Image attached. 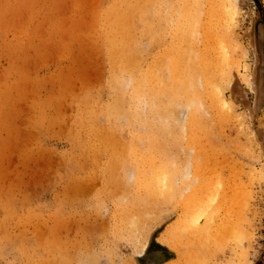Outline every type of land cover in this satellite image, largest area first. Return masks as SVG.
Instances as JSON below:
<instances>
[{
	"label": "rangeland",
	"instance_id": "obj_1",
	"mask_svg": "<svg viewBox=\"0 0 264 264\" xmlns=\"http://www.w3.org/2000/svg\"><path fill=\"white\" fill-rule=\"evenodd\" d=\"M233 1L0 0V264L264 262L257 7ZM149 75L166 104L193 83L199 123L174 106L139 127L127 80ZM162 171L173 188L138 187Z\"/></svg>",
	"mask_w": 264,
	"mask_h": 264
},
{
	"label": "bare ground",
	"instance_id": "obj_2",
	"mask_svg": "<svg viewBox=\"0 0 264 264\" xmlns=\"http://www.w3.org/2000/svg\"><path fill=\"white\" fill-rule=\"evenodd\" d=\"M231 3L234 1L233 0H229ZM131 3V2H130ZM134 4V3H133ZM193 4V3H192ZM191 4V6H192ZM230 4V3H229ZM190 5V4H189ZM231 5V4H230ZM191 6H188L189 9H185L182 13L181 11V17H182V20H184V18H189L190 19V13L192 12V10L194 11V7L192 6L193 9H191L190 7ZM197 6V5H196ZM233 6V4H232ZM187 7V6H186ZM129 8V7H128ZM127 8V9H128ZM231 10L233 11V14L235 15L236 14V11L233 10V8H236V6H234L233 8L230 6ZM182 9V8H181ZM131 10V9H130ZM115 11V10H114ZM138 12V11H137ZM195 12V11H194ZM193 12V14H194ZM143 14V13H141ZM192 14V13H191ZM127 15V14H125ZM234 15H231V16H234ZM113 16V15H112ZM143 16V15H142ZM194 16V15H193ZM194 18V17H193ZM192 18V19H193ZM111 20V19H110ZM121 19L117 18L116 16V19H115V22L116 24L120 21ZM126 20V19H125ZM196 20V19H195ZM231 21H234V19L231 17ZM127 22V21H126ZM195 22V21H194ZM198 22V21H197ZM196 23V22H195ZM186 24V23H185ZM184 24V25H185ZM194 24V23H193ZM192 24V25H193ZM232 24V23H231ZM120 25V23H119ZM189 25V24H188ZM187 25V26H188ZM129 26V25H128ZM191 26V24H190ZM197 26V24L193 27L195 28ZM192 27V26H191ZM192 27V29H193ZM189 28V27H188ZM190 29V28H189ZM184 31H186L184 29ZM190 31V30H189ZM194 32V31H193ZM182 33V32H180ZM195 33V32H194ZM193 33V34H194ZM197 33V32H196ZM114 34V32H113ZM187 34V33H186ZM191 34V33H190ZM129 35V34H128ZM190 36V35H189ZM196 37V36H195ZM190 38V37H188ZM109 39L112 41L113 44L114 43V40L112 37H109ZM189 40V39H188ZM189 42V41H188ZM187 42V43H188ZM186 43V42H185ZM237 43V42H235ZM188 45V44H187ZM233 45V44H231ZM236 45V44H235ZM226 46V45H225ZM229 46V45H228ZM134 48V47H132ZM232 50L229 49V51H225V54H224V59L222 61L223 62V67H225V70L224 72L222 73V75L224 77H220L218 81H215L214 84L216 85L214 88L215 90V93L217 95L221 94V87H220V83H221V80L223 81L224 79L227 78V81L228 83L232 82V79L234 78V75L237 76V73L238 72V69H236V67H238L241 63L240 62H235L238 57L240 58V56H238V52H237V46H232ZM134 52V51H133ZM240 53V52H239ZM134 53H129V55H133ZM241 55V54H240ZM131 57V56H130ZM179 64V63H178ZM132 66V65H131ZM176 66V65H175ZM133 67V66H132ZM136 67V66H135ZM131 68V67H130ZM137 68V67H136ZM134 70V69H133ZM136 70V69H135ZM131 72V71H130ZM133 72V71H132ZM134 73V72H133ZM136 73V71H135ZM134 73V75H135ZM238 77V76H237ZM173 79V78H172ZM243 80L247 81V83H251L252 85V81H251V75H248L246 76L245 78H242ZM157 80V79H156ZM175 80V90L173 91V99L171 100L170 103L166 104V96H167V93L164 92L163 90V87H160V88H153V85L151 84L152 80L150 78V75L147 76V79L144 81V79L142 78H135L133 76H130L128 83L130 85V88H131V98H132V101H133V105H135V109H136V112H137V122L139 123V127L140 126H144L145 128H148V129H151L150 125L151 123L148 122V119H151L153 121L154 124H159V120L161 121L162 118L165 119V115L163 113H166L168 117H166L167 119H169L170 121L173 120V114H174V106H179V107H187L188 109H191L190 111V118L191 121L190 123L191 124H198L199 123V119H197V115L201 112L200 109H199V97L196 93V86L187 81L186 79L184 78H181L180 77L178 78L177 76H175L174 78ZM146 85H145V83ZM159 84H161L160 82H158ZM125 86V84H124ZM174 86V84H173ZM157 87V86H156ZM179 88V89H178ZM213 88V89H214ZM166 91V90H165ZM171 91V89H170ZM124 93V92H123ZM172 93V92H171ZM170 94V93H169ZM153 96V98H152ZM170 96V95H169ZM168 96V97H169ZM125 97V96H124ZM167 97V98H168ZM172 97V96H171ZM218 97V96H216ZM171 99V98H170ZM168 101V100H167ZM144 104L145 105V111L143 110H140V104ZM143 105V106H144ZM132 108V107H131ZM177 108V107H176ZM143 109V108H142ZM117 110H119L117 108ZM131 110V109H130ZM233 109L231 108V111ZM163 111V113L161 112ZM200 111V112H199ZM189 112V110H188ZM133 113V112H132ZM159 119V120H158ZM198 120V121H197ZM169 121V122H170ZM162 122V121H161ZM173 122V121H172ZM165 123V122H164ZM161 127L163 128H166L167 126L164 125V124H159ZM249 138L250 140L253 142L252 140V135H249ZM165 150V149H164ZM135 154V153H134ZM139 156L137 154V157L139 159ZM142 158V157H141ZM148 163V162H147ZM152 165V164H151ZM153 169V168H152ZM135 170V169H134ZM145 170V169H144ZM148 171L151 170V169H147ZM146 170V171H147ZM139 171V170H138ZM143 171V170H142ZM145 171V172H146ZM143 172V176L145 177V181H142V183H137L138 187L141 188V189H144L145 191L147 192H152L153 188L154 187H158V189H161L159 187H166V186H169V188H173V184H172V181L169 182L171 179L169 178V181H168V177H167V172H160L159 174H154L153 177H150V180H148V177H147V174ZM130 176V175H129ZM152 176V175H151ZM259 180H261L262 182L264 181V174L263 173H260L259 176ZM130 178V177H129ZM171 183V184H170ZM167 188V187H166ZM168 188V189H169ZM170 188V189H171ZM155 189V188H154ZM165 189V188H164ZM163 189V190H164ZM169 189V190H170ZM152 190V191H151ZM157 192V191H156ZM241 244H242V240L243 239H246L248 238V234L244 231H238V237H237ZM243 246V245H242ZM239 263L237 264H252V262L250 260H248L247 256H248V252L247 251H242L239 255ZM230 264V263H229Z\"/></svg>",
	"mask_w": 264,
	"mask_h": 264
},
{
	"label": "water",
	"instance_id": "obj_3",
	"mask_svg": "<svg viewBox=\"0 0 264 264\" xmlns=\"http://www.w3.org/2000/svg\"><path fill=\"white\" fill-rule=\"evenodd\" d=\"M256 3L257 21L253 26L252 33L250 34L253 46L257 52V71H256V91L258 97V103L262 100V82L264 76L263 68V49H264V18L261 10L260 0H254ZM262 144V141H260ZM263 146V144H262ZM264 147V146H263Z\"/></svg>",
	"mask_w": 264,
	"mask_h": 264
},
{
	"label": "flooded vegetation",
	"instance_id": "obj_4",
	"mask_svg": "<svg viewBox=\"0 0 264 264\" xmlns=\"http://www.w3.org/2000/svg\"><path fill=\"white\" fill-rule=\"evenodd\" d=\"M259 264H264V262H261V263H259Z\"/></svg>",
	"mask_w": 264,
	"mask_h": 264
}]
</instances>
